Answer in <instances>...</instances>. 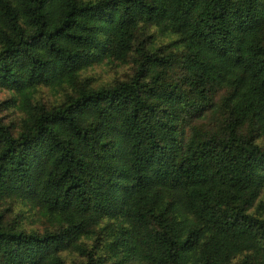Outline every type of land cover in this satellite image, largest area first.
<instances>
[{"label": "trees", "instance_id": "16d2710c", "mask_svg": "<svg viewBox=\"0 0 264 264\" xmlns=\"http://www.w3.org/2000/svg\"><path fill=\"white\" fill-rule=\"evenodd\" d=\"M0 86V264H264V0H0Z\"/></svg>", "mask_w": 264, "mask_h": 264}, {"label": "rangeland", "instance_id": "374dc122", "mask_svg": "<svg viewBox=\"0 0 264 264\" xmlns=\"http://www.w3.org/2000/svg\"><path fill=\"white\" fill-rule=\"evenodd\" d=\"M167 39L162 38V40H159L156 43H166ZM132 73H134V67L133 65H101L94 67L91 69L88 74L95 78L97 81V85L102 83H108V82H114L117 79H127L129 78ZM41 93V96L44 98V100L48 102H53L54 97L52 96L51 92L47 88H43ZM11 92L0 86V117L5 122V124L11 126L12 128H17V123L20 122L21 114L22 112L19 111L16 106L11 104ZM27 208L24 203H18L17 205H14V209L12 211L6 212V217L8 220L13 219H23V224L28 229L30 228H37L43 230L45 228V224H43V221H40L36 216L34 215L36 213H27L26 215L21 213L25 211Z\"/></svg>", "mask_w": 264, "mask_h": 264}]
</instances>
